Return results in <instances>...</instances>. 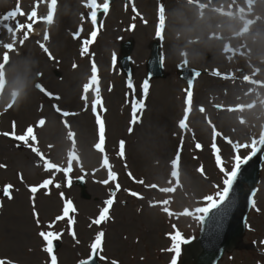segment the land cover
I'll return each mask as SVG.
<instances>
[{
	"label": "rangeland",
	"instance_id": "374dc122",
	"mask_svg": "<svg viewBox=\"0 0 264 264\" xmlns=\"http://www.w3.org/2000/svg\"><path fill=\"white\" fill-rule=\"evenodd\" d=\"M97 3L102 6L104 0ZM87 5L94 10L92 0H0V165H5L0 167V259L11 264H50L38 233L50 230L51 223V230L61 233L55 253L58 264L85 259L99 231L105 234L102 255L106 257L100 264L113 260L171 264L170 236L179 231L188 241L196 237L197 210L207 206L205 197L224 187L213 141L223 167L231 171L234 155L248 156L264 133V0H253L249 9L243 0H130L127 4L117 0L97 29ZM238 5L241 12L235 9ZM94 30L97 36L82 56V41ZM158 33L165 77L149 82L144 110L130 124L132 96L117 64L119 47L127 39L134 41L130 82L139 99L148 47ZM185 59L193 67L220 74L197 80L189 108L185 85L176 73ZM93 62L106 109L100 113L105 123L104 153L91 111L94 93L87 94V110L81 99L85 86L95 80ZM36 73L40 84L60 97L58 101L34 89L31 79ZM8 94L15 99L10 101ZM53 104L76 115L65 118ZM41 119L45 124L37 127ZM13 124L17 135L34 128V146L41 159L3 135L13 131ZM121 141L124 158L118 155ZM43 164L57 170L71 168V184L63 172L46 171ZM109 168L117 180L105 184ZM50 178L53 184L35 193L33 205L29 188ZM79 178L84 180L87 200L74 185ZM115 183L120 189L110 218L93 225L105 201L112 198ZM6 185H12V199L2 195ZM68 201L75 209L69 214L74 221L71 228L67 219L56 220ZM254 203L244 242L254 244L256 250L225 255L219 264H264V164Z\"/></svg>",
	"mask_w": 264,
	"mask_h": 264
},
{
	"label": "snow or ice",
	"instance_id": "6c2138e0",
	"mask_svg": "<svg viewBox=\"0 0 264 264\" xmlns=\"http://www.w3.org/2000/svg\"><path fill=\"white\" fill-rule=\"evenodd\" d=\"M92 3L94 4V10L92 5H87L91 9V14H90V19L93 23V25L96 24V17H97V12H104L107 13L109 10V0H104L103 5L101 6L100 4L97 3V0H92ZM136 9L133 7V12H135ZM79 31H82L79 30ZM79 31L74 35V39L79 36ZM97 36V32L94 30L90 34L89 39H84L81 44V55H87L89 53V46L94 42L95 38ZM160 33L157 34V39H160ZM43 47V45H42ZM44 51L49 55V59H53L51 54L48 52L46 48H44ZM5 61H7V53H5L4 56ZM113 64H115V56H113ZM76 67V65H74ZM92 72L93 75L95 76V80L91 82L89 85L85 86V89L83 91V95L81 99L84 101L85 105V110H87L88 107V96L87 94L91 90L94 93V99L92 100L91 103V111L93 115L95 116V123L97 126V134H98V142L100 143V151L104 153V144H105V123L100 115L101 112L106 111L103 106L102 99L100 97V89L98 87V75H97V67L95 63H92ZM127 87L130 89V93L132 96L131 99V108L133 109L131 112V119H130V124H135L137 122V117L138 114H141L144 110L145 107V99L147 97L148 91H149V82L145 80L141 86V98L137 99L136 98V93H135V88L134 85L129 82ZM36 88L43 93L44 95L48 96L49 99L51 100H59V96H55L52 93L48 92L41 84L37 83ZM188 90H186L187 92ZM190 95V93H188ZM53 107L55 110L63 117H68L70 115H76V113H70L68 111H63L59 108L57 104H53ZM45 124V120L41 119L38 121L37 127L43 126ZM5 136H10L11 139L17 141V147H19L21 144H23L26 147H29L33 153H35L37 156L40 157V159L43 157V155L39 152V149L35 147L34 145L37 143V137L34 131V128L32 126L27 127V129L24 131L23 134L17 135L15 132V124H13V131L11 133H3ZM202 146L197 143L196 148L200 149ZM212 149H215L214 154H215V159L219 157V163L218 167L220 172L223 174L224 179H223V185L224 187L222 190H219L216 192L215 196L209 195L208 197H205L204 199L207 202V206L205 207H200L197 210L198 215L195 216V219L200 221L201 223L204 221L205 217L208 216L210 212H212L215 209H218L221 207L229 198V194L233 188L234 182L237 180L238 174L241 170V167L246 164L253 156L257 154V152L261 151L262 148H264V143H259L255 145V150L253 151L252 148H250V154L246 157H241L239 154L234 155L233 158V166L231 171H227L223 165H222V160L221 157L217 154V146L215 144V141H213L211 145ZM179 153V150H178ZM118 155L121 158H124V141L120 142V151ZM178 158V157H177ZM0 167H5V165H0ZM43 167L45 168L46 171H53L55 170L56 172H63L65 178L67 179L68 184H71V179H70V173L72 171L71 168L65 170V169H60L57 170V168H49L46 167L43 164ZM109 167V166H108ZM203 172V169H200ZM130 175V174H129ZM54 178L46 179L43 181L42 184L38 186H31L29 188V191L33 194V205L35 203V193H37L40 189H48L49 185L53 184ZM117 176L115 173H113L110 168H109V179L105 180L103 183L108 184L110 181L111 182H116ZM142 183V181H140ZM56 187H59L60 185L57 184L55 185ZM219 187V186H217ZM120 185L119 183H115V189L111 191V197L105 201V206L102 208V210L99 213V216L92 220V224L96 226H100L104 222H106L110 217H109V212L110 209L114 203V197L116 195V192L119 191ZM130 195L142 199L143 197L140 196L136 192H129ZM2 195L8 199H12V185H6L3 188ZM255 193L252 194L254 196ZM249 205L252 207H255L254 200L250 197L249 198ZM154 206V205H152ZM75 209L71 203V201H68L65 203L63 207V214L61 216L56 217L57 221L61 220H68L69 228H71L72 224L74 223L73 219L69 216L71 212H73ZM169 216H172L174 214H170L166 212ZM38 213L34 210L33 211V216L36 217V222L37 225L39 226V219H38ZM48 231H41L38 233V235L41 237L42 241L44 242V248L43 251L47 253L50 264H58L57 257L54 254V241L60 239L61 233H57L55 231H52L54 224H48L47 225ZM71 235L75 238V233L70 232ZM104 232L99 231L94 240L91 242L89 248V254L85 259H82L79 261V264H96L97 260L100 261H105L106 257L102 255L103 252V243H104ZM170 239L172 241V246L168 251L174 253L171 259V264H177V258L180 256L181 253V245L186 244L189 241L185 239L182 234L179 231H175L174 234L170 236ZM0 264H11V261L0 259ZM111 264H118V261H111Z\"/></svg>",
	"mask_w": 264,
	"mask_h": 264
},
{
	"label": "water",
	"instance_id": "95a60500",
	"mask_svg": "<svg viewBox=\"0 0 264 264\" xmlns=\"http://www.w3.org/2000/svg\"><path fill=\"white\" fill-rule=\"evenodd\" d=\"M113 1L115 0H109V5ZM103 13L102 11L98 12L96 24L100 21ZM132 47V40L123 43L119 59L121 70L128 79L132 75L129 59ZM150 50L151 54L147 63V80L163 78L158 42L152 43ZM178 73V77L187 85V93L191 94L194 79L201 74V71L189 68L188 63L185 61L183 66L178 68ZM32 81L36 87L37 81L34 78ZM262 143H264V138ZM263 156L264 148L241 167L227 201L205 217L201 223L198 237L184 244L180 264H217L225 252L231 253L237 249L252 248L251 245L247 246L242 243V237L244 235L246 217L251 207L249 198L253 199L252 194L256 192ZM78 186L81 189V197L87 199L88 196L84 191L82 180L78 181ZM58 247L59 243L54 242V251Z\"/></svg>",
	"mask_w": 264,
	"mask_h": 264
}]
</instances>
